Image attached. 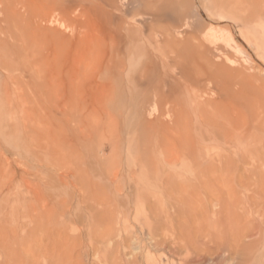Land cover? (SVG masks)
Wrapping results in <instances>:
<instances>
[{"label":"rangeland","instance_id":"374dc122","mask_svg":"<svg viewBox=\"0 0 264 264\" xmlns=\"http://www.w3.org/2000/svg\"><path fill=\"white\" fill-rule=\"evenodd\" d=\"M209 27L234 42L210 44ZM262 85L264 0H0V264H33L45 247L54 264H115L102 252L113 248L144 264L147 247L154 264H264V130L259 143H242V158L232 153V166L213 171L225 181L211 187L189 168L165 166L161 149L158 169L140 173L131 142L142 132L174 139L173 111L191 95L214 99L203 108L211 112L226 109L232 93L229 102L258 121ZM223 142L207 141L216 150ZM83 159L102 166L106 197L96 199L112 207L97 203V216L115 215L109 225L88 211L94 188L78 177ZM64 165L67 183L57 180ZM133 171L144 178L137 190ZM134 201L144 203L137 216ZM166 216H180L188 253Z\"/></svg>","mask_w":264,"mask_h":264},{"label":"bare ground","instance_id":"6f19581e","mask_svg":"<svg viewBox=\"0 0 264 264\" xmlns=\"http://www.w3.org/2000/svg\"><path fill=\"white\" fill-rule=\"evenodd\" d=\"M55 1V0H54ZM58 1V0H57ZM41 3V2H40ZM45 3V2H42ZM45 5V4H44ZM43 5V6H44ZM53 5V4H52ZM51 5V6H52ZM57 5V4H56ZM54 5V6H56ZM49 6V5H48ZM57 7V6H56ZM49 8V7H48ZM51 8V7H50ZM46 9V7L44 8ZM55 9V8H54ZM51 10V9H50ZM53 10V9H52ZM51 10V11H52ZM45 11V10H44ZM39 16V15H38ZM41 17V15H40ZM42 19V18H41ZM28 20V19H27ZM41 21V20H40ZM42 22V21H41ZM44 22V21H43ZM37 24V23H36ZM32 25V24H31ZM46 25V24H45ZM30 26V25H29ZM33 26V25H32ZM36 26V25H35ZM34 27V26H33ZM32 27V28H33ZM44 30H52L53 28L49 27L48 25L44 26L43 28ZM55 29V28H54ZM57 31V30H56ZM33 33V32H32ZM53 34V33H52ZM60 32L58 34V36H63V34ZM55 35V34H53ZM51 35H49L50 37ZM205 39L210 43V44H216L219 42H223L225 44H232L234 42V38L232 36V34L229 31H225V30H220V29H215L213 27H209L206 29L205 31ZM48 37V36H47ZM112 38V37H111ZM171 42H177L178 40L173 36L172 40H168L166 41V45H168ZM24 42V41H23ZM24 57V56H23ZM24 58H22L21 60H23ZM201 60V59H200ZM183 77H188L189 74L185 72L182 73ZM212 76V75H211ZM182 77V78H183ZM215 77L212 76V78L210 76L206 77L207 81H212L214 80ZM20 77L15 78L14 80L16 82H20L21 80H19ZM184 79V78H183ZM198 79V78H197ZM201 79V77H200ZM195 80V79H194ZM198 81V80H196ZM215 81V80H214ZM29 81H27L28 83ZM31 82V81H30ZM30 86L32 85V83L34 84V82L30 83ZM185 82V81H184ZM213 82V81H212ZM217 82V81H216ZM44 83V82H43ZM199 84V82H198ZM41 85V84H40ZM40 85H32L31 87H33V89L35 90H39L41 89ZM50 85V83H49ZM48 86V82L46 84H44V87ZM199 86V85H198ZM43 87V86H42ZM184 88V87H183ZM182 88V89H183ZM260 88V87H259ZM188 89V88H187ZM194 89V88H193ZM196 89H197V85H196ZM199 90V89H198ZM230 90V89H229ZM259 90H262V96L264 98V86L262 85L261 88ZM227 91V90H226ZM235 92V91H234ZM194 93V92H193ZM229 93V92H228ZM232 94V93H231ZM228 94V99H232L233 95ZM236 95V94H235ZM240 97V96H239ZM238 98V96H237ZM198 96H192L190 97V105L188 104V106H186L185 103L181 104L179 103V105L177 106V108H175V112L173 111V129H175V134L174 135V139L171 135L172 138H170V136H168L167 134L163 135V136H152L149 133L147 135L144 136L143 132L138 135L135 136L134 139L132 137L131 142L133 143V151L136 153V158L138 159L137 162L135 163L139 170L140 173L141 172H145L148 170L152 169H158L157 166H159V163L156 161L155 158V154L156 152H158L160 149L161 153L164 152V162H165V166H169V167H175V166H181L182 168H189L190 171H194L199 173L200 178L202 179V184L204 186H214L216 183L217 184H223V182L225 181L224 178L220 174L215 175L214 173L218 170L221 171L224 166H230L233 163V159L230 154H236L238 156H240V158L243 157V148L241 147V145H243V142H249V140H251V142L255 141V143H259V132H261L260 130H264V117L262 119H258V121H256L255 119H250L251 117L249 116V114H245L243 112L242 107L236 104H231V102H229L228 100V105L226 107V109H219V110H212L207 111L205 108V103H208L210 100L215 101L214 99L211 98H207L204 102L202 101H198ZM222 100V99H221ZM238 100V99H237ZM212 101V102H213ZM184 102V101H183ZM219 102V101H218ZM240 102V101H239ZM183 104V105H182ZM219 104V103H218ZM223 104V103H222ZM221 107V106H220ZM215 109V108H214ZM153 113V111H151V113L148 114L151 115ZM167 116V115H166ZM250 117V118H249ZM256 122H253V121ZM163 121V120H162ZM146 122V127H149L150 125H152V120L149 119H145ZM162 126H169V122L168 121H163L161 122ZM253 123V124H252ZM164 124V125H163ZM251 124V125H250ZM172 125V124H171ZM169 126L168 128L171 129L172 126ZM161 127V126H160ZM144 128V127H143ZM155 128V127H154ZM151 129V128H150ZM148 130V129H147ZM157 130V129H155ZM168 130V129H167ZM161 131V129H160ZM159 131V133H160ZM150 132V131H149ZM163 132V131H162ZM171 133V132H170ZM173 133V132H172ZM264 133V131H263ZM136 134V133H135ZM154 135V134H153ZM218 135H223L224 136V142L222 143V148H220V150H216V148L218 147V145H214L211 143H207V141H211L212 138L218 136ZM80 140H83V138ZM128 140V139H127ZM248 140V141H247ZM84 141V140H83ZM121 141V139L118 137L116 140V144H119ZM217 141V140H215ZM219 141V140H218ZM130 143V142H129ZM215 143V142H214ZM81 144V143H80ZM82 145V144H81ZM120 145V144H119ZM221 144L219 143V146ZM229 145V146H228ZM225 147V148H223ZM253 148V147H252ZM255 148V147H254ZM157 149V150H156ZM82 150V149H81ZM89 151V150H88ZM156 151V152H155ZM246 151V150H245ZM133 152V153H134ZM134 155V154H133ZM160 155V154H159ZM161 156V155H160ZM159 156V157H160ZM57 157H60L58 159V161L60 159H64V154L58 155ZM135 157V155L133 156ZM56 158V157H55ZM132 158V157H131ZM240 158H238L239 160H241ZM162 159V158H161ZM118 160V158L116 159ZM132 160V159H131ZM68 161V160H67ZM93 161V160H92ZM62 162V160H61ZM64 164H66L64 161ZM94 162V161H93ZM135 162V161H134ZM60 163V162H59ZM97 165L98 163L95 162ZM131 164L133 162H130ZM120 164V163H118ZM129 164V163H128ZM247 164V163H246ZM55 165V164H54ZM59 165V164H58ZM102 165V164H101ZM117 165V164H116ZM130 165V164H129ZM164 165V164H163ZM61 166V165H60ZM77 166V165H76ZM118 166V165H117ZM162 166V163H161ZM232 166V165H231ZM63 167V166H62ZM65 167V165H64ZM63 167V168H64ZM67 168L70 166H66ZM66 167L64 168L66 170ZM102 167V166H101ZM101 167L99 168V166H94L92 164V162H86L84 159L81 162L80 165V172L78 177H80L83 182L86 181L87 184H89V186H91V188H94V191L91 192L90 196H89V200H91L92 205H90L89 208V212L91 214V218L93 217L94 219L98 220L97 222L101 225H104L102 223H106V225L111 224L112 220H114L115 215L114 216H108L111 218V221L109 222V220L107 219V216H97L98 213V208H100L101 206L97 207V203L101 202L104 210L106 211V206L109 205L108 200L106 201H97L98 196L105 198V194L103 192V194H101L100 192H102L103 190V186L107 181H105V178L103 175H100L99 172L101 173ZM119 167V166H118ZM163 167V166H162ZM117 168V167H115ZM179 168V167H178ZM79 169V168H76ZM118 169V168H117ZM128 169V168H127ZM172 169V168H171ZM175 169V168H174ZM173 169V170H174ZM177 169V168H176ZM71 171V168L69 169ZM69 170L66 171H61L59 173L60 176L57 177V180L59 182H65L67 183V180L69 179V176L71 177V173ZM96 170V171H95ZM116 169H114L115 171ZM132 170V169H131ZM170 170V169H169ZM98 171V172H97ZM137 171V170H136ZM136 171H133V173H129L131 174L130 177L134 180L135 185H133V187L137 190L139 188V183L144 179L142 177L141 174L136 173ZM163 171V169H162ZM214 171V173H213ZM118 172V171H117ZM115 173V172H112ZM161 173V172H160ZM78 174V172H77ZM102 174V173H101ZM111 174V173H110ZM125 174V173H124ZM148 174V173H147ZM153 174V172H152ZM163 175V173H161ZM176 174V173H175ZM72 175H74V173H72ZM117 175L116 173L114 174V176ZM149 175V174H148ZM157 175V174H156ZM180 175V174H179ZM76 176V175H75ZM110 176V175H109ZM127 176V174H126ZM165 176V175H163ZM111 177V176H110ZM109 177V179H110ZM117 178V176H115ZM129 177V176H128ZM142 177V178H141ZM155 177V175H154ZM225 177V176H224ZM77 178V177H76ZM76 178H72L75 179ZM127 178V177H126ZM150 178V177H149ZM152 178V177H151ZM157 178V177H155ZM163 178V177H162ZM161 178V179H162ZM171 177H167L165 178V180H163L164 184L168 187L171 188ZM176 178V177H175ZM147 180V179H146ZM159 180V179H158ZM81 181V180H80ZM116 181V180H115ZM111 182V181H110ZM148 182H150L148 180ZM155 182V181H154ZM160 182V181H159ZM158 182V183H159ZM179 182V181H177ZM114 183V182H113ZM117 183V182H116ZM153 183V181H152ZM151 183V185H152ZM142 184V183H141ZM86 186V184H84ZM113 185V184H112ZM111 185V186H112ZM115 185V184H114ZM156 185V183H155ZM162 185V184H161ZM164 185V188H165ZM186 185V184H185ZM88 186V187H89ZM148 186V185H147ZM157 186V185H156ZM155 186V187H156ZM160 186V184H159ZM175 186V185H174ZM132 187V186H131ZM143 187V186H142ZM87 188V187H85ZM100 188L98 190L101 191H97L96 189ZM102 188V189H101ZM105 188V187H104ZM117 188V187H116ZM121 189V188H120ZM146 189L148 190L149 187ZM153 189V188H152ZM155 189V188H154ZM161 189V188H160ZM175 189V187H174ZM105 190V189H104ZM103 190V191H104ZM112 190V189H111ZM122 190V189H121ZM120 190V191H121ZM176 190V189H175ZM214 190V188H213ZM118 191L116 193L120 194L121 192ZM135 191V190H134ZM133 191V192H134ZM143 191V190H142ZM157 191L159 192V190L157 189ZM42 192V191H41ZM86 192V191H85ZM89 192V190H88ZM87 192V193H88ZM106 192V190H105ZM113 192V190H112ZM111 192V194H112ZM139 192V191H138ZM146 192V191H145ZM149 192V191H148ZM147 192V193H148ZM153 192V191H152ZM90 193V192H89ZM109 193V192H107ZM136 193V191H135ZM134 193V194H135ZM150 193V192H149ZM155 193H156V189H155ZM154 193V194H155ZM166 193V192H165ZM177 193V192H176ZM83 194V193H82ZM114 194V193H113ZM123 194V192H122ZM137 194V193H136ZM159 194V193H158ZM181 194V193H180ZM108 195V194H107ZM116 195V194H115ZM133 195V194H132ZM173 195V193H172ZM88 196V195H87ZM113 196V195H112ZM122 195H119V197H121ZM144 196V195H143ZM151 196V194H150ZM165 196V195H164ZM97 197V199H96ZM116 197H118L116 195ZM127 197V195L125 196ZM125 197H121L122 200H124ZM135 197V196H134ZM138 197V196H136ZM168 196H166L167 198ZM174 197V195H173ZM85 198V197H84ZM102 198V199H103ZM113 198V197H112ZM143 198V197H142ZM188 198V196H187ZM82 199V198H81ZM107 199V198H106ZM137 199V198H136ZM140 199V198H139ZM147 199V198H146ZM168 199V198H167ZM184 199V198H183ZM134 200V199H133ZM171 200V199H170ZM177 199H175L176 201ZM82 201V200H81ZM138 201V200H137ZM86 202V201H85ZM111 202H113L111 200ZM110 202V203H111ZM115 202V201H114ZM135 202V201H134ZM146 202V201H145ZM159 202V200H158ZM180 202V201H179ZM178 202V203H179ZM174 203V202H173ZM100 204V203H99ZM100 204V205H101ZM135 213L136 216L138 215V213L142 212L144 210L143 208V202H135ZM109 206L112 207V205L110 204ZM171 206V205H170ZM87 207H89L87 205ZM108 207V206H107ZM102 208V209H103ZM98 209V210H97ZM101 209V210H102ZM100 210V212H101ZM113 210V209H112ZM109 211V210H108ZM114 211V210H113ZM166 211V210H165ZM112 212V211H109ZM178 212V211H177ZM107 214V212H105ZM114 213V212H113ZM126 213V212H125ZM102 214V213H101ZM110 214V213H109ZM112 214V213H111ZM127 214V213H126ZM142 214V213H141ZM150 216H145L144 220L145 221H149ZM109 218V219H110ZM176 218H180V216H166V220H167V228L169 230V228L171 229V233H173L172 235L178 239L179 234H182V236L179 237L181 239H183V243H182V247L185 248V250L189 251V242L186 241L188 239H190V237L188 239H186L185 235L183 233V230L181 229V226H176V224L174 223V220ZM100 220H103V222H100ZM151 223V222H150ZM149 224V223H148ZM151 226V225H150ZM124 227V226H123ZM166 228V229H167ZM152 231V230H151ZM166 233V232H164ZM131 234V233H130ZM97 236V235H96ZM100 236V235H98ZM120 236V235H119ZM163 236V235H162ZM99 238V237H98ZM100 239V238H99ZM186 239V240H185ZM114 240V239H113ZM139 241V240H138ZM135 242V240H134ZM137 242V241H136ZM157 242V241H156ZM188 242V243H187ZM139 243V242H138ZM164 243V240H163ZM160 244V243H159ZM158 244V245H159ZM96 245V243H95ZM121 245H123V243H121ZM162 245V244H161ZM100 247V246H99ZM120 247V246H119ZM126 247V246H125ZM48 248V247H47ZM46 247L44 249H37L38 251L36 252L37 254L35 255L34 253V262L33 264H54L53 263V256H52V252L49 251V249H47ZM135 249H139L140 246L136 245L134 246ZM163 249V248H162ZM7 250V249H6ZM5 250V251H6ZM9 250V249H8ZM104 250V249H103ZM144 264H154L153 262V258L154 256L153 253L151 255L150 252V248H144ZM13 251V250H11ZM97 251V250H96ZM102 251V250H101ZM116 250L113 248L112 250H105L102 251L104 257H109L112 258L114 260H112V262H114L115 264H137L136 259H134L131 262H127L124 261V259L121 258V256H119L118 258V253H120V249L118 248L117 252H115ZM4 252V250H3ZM143 252V251H142ZM174 252V251H173ZM54 253V252H53ZM175 253V252H174ZM3 254V253H2ZM7 254V253H6ZM116 254V256H115ZM12 255V254H11ZM99 255V254H98ZM122 255V254H121ZM136 255V254H135ZM13 257V256H12ZM116 257L118 258V261H116ZM123 257V255H122ZM181 257V256H180ZM185 257V256H184ZM183 257V258H184ZM186 258V257H185ZM155 261V259H154ZM183 264H194L192 259H183ZM205 261V260H204ZM202 262V264H206V262ZM139 263V262H138ZM142 264V262H141ZM200 264V262H199Z\"/></svg>","mask_w":264,"mask_h":264}]
</instances>
